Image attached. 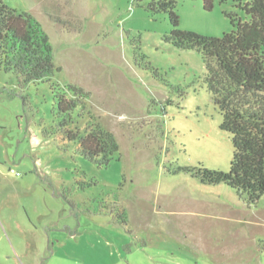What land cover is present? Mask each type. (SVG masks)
Masks as SVG:
<instances>
[{
	"label": "rangeland",
	"instance_id": "rangeland-1",
	"mask_svg": "<svg viewBox=\"0 0 264 264\" xmlns=\"http://www.w3.org/2000/svg\"><path fill=\"white\" fill-rule=\"evenodd\" d=\"M0 1L41 22L61 67L28 85L0 69V264H264V195L250 206L195 174L230 169L232 136L201 53L166 39L167 12L148 0ZM240 1L175 0L179 26L221 36L225 12L249 18ZM51 83L91 92L120 144L108 166L59 133Z\"/></svg>",
	"mask_w": 264,
	"mask_h": 264
},
{
	"label": "trees",
	"instance_id": "trees-1",
	"mask_svg": "<svg viewBox=\"0 0 264 264\" xmlns=\"http://www.w3.org/2000/svg\"><path fill=\"white\" fill-rule=\"evenodd\" d=\"M204 4L210 9L213 0H204ZM238 5L249 18L225 12L233 29L209 36L180 28L175 0H148L151 10L170 16L173 28L166 39L180 49L201 53L208 90L222 114L221 129L232 136L230 169L200 167L195 174L204 184L232 187L253 206L264 195V0L240 1ZM0 69L13 74L20 85L50 82L61 70L55 65L53 45L41 22L32 13L2 1ZM51 85L59 133L66 130L65 141L78 145L80 153L99 166H108L119 154L120 144L93 114L91 92L75 84Z\"/></svg>",
	"mask_w": 264,
	"mask_h": 264
}]
</instances>
